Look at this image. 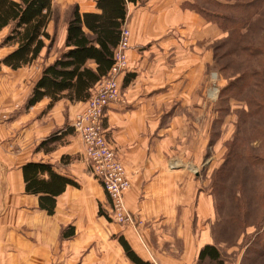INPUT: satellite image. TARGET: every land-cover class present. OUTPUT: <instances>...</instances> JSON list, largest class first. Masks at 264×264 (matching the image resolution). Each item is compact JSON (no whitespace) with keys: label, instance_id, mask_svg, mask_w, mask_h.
I'll return each instance as SVG.
<instances>
[{"label":"crops","instance_id":"0c3cea01","mask_svg":"<svg viewBox=\"0 0 264 264\" xmlns=\"http://www.w3.org/2000/svg\"><path fill=\"white\" fill-rule=\"evenodd\" d=\"M55 2L80 15L101 13L98 0H52L53 11ZM124 2L121 30L125 25L130 33V74L121 81L126 104L107 108L104 129L130 177L125 203L139 222L121 227L99 211L106 213L107 198L69 127L83 103L65 100L70 104L48 109L45 99L7 116L9 102L2 112L6 120L0 119V264H133L123 243L143 262L195 264L204 247L215 248L208 231L212 197L194 192L190 182L180 187V134L198 133L180 117V97L188 101L201 80V48L193 46L200 41L201 17L189 8L195 0ZM73 12L59 30L63 51ZM185 83L192 90L180 96ZM29 165H42L37 181L49 182L51 189H26Z\"/></svg>","mask_w":264,"mask_h":264},{"label":"rangeland","instance_id":"374dc122","mask_svg":"<svg viewBox=\"0 0 264 264\" xmlns=\"http://www.w3.org/2000/svg\"><path fill=\"white\" fill-rule=\"evenodd\" d=\"M195 2V8L191 6L189 8L201 17L198 31L200 41L193 45L201 48V64L199 63L201 80L194 94L188 97L190 98L188 101L180 97V117L185 116L186 128L198 133L180 134V175L185 178L184 180L180 178V187L183 189L190 182L195 186L192 189L194 192L206 193L212 197L215 212L214 219L209 222L211 224L208 231L218 258L212 261L198 259V263L197 257L193 260L196 261L195 264H264V120L263 114H258L253 109L255 98L264 99V0H236L231 9L212 5L209 0H195ZM72 12V7L54 3L53 15L47 26V32L52 40L45 41V47L36 60L17 70H11L1 63L13 47L2 44L8 29L0 32V34L4 33L3 38L0 36V119L2 121L23 107L31 110L36 103L49 100L43 98L32 106H28L26 101L32 95L34 83L37 82L34 81L36 76L39 74L40 77L42 70L52 64L48 61L55 59L63 51L64 47L57 41L59 30L64 27L66 18ZM238 24L243 26L237 29ZM123 31L129 33L125 25L121 33ZM236 35L243 36V39L235 38ZM185 45L189 44L185 43ZM3 49L10 51L6 53ZM117 49L118 46L114 50L110 69L89 90L86 100L71 102L62 98L50 107L49 100L47 108L65 100L72 104L76 103L73 106L84 104V107L74 115L69 127L79 137L89 172L107 198L106 213L99 211L109 222L127 227L139 221L133 218V214L128 209L126 212L131 218L130 222H120L116 219L106 182L97 173L100 169L91 157V140L85 134L86 130H94L102 145L109 150L112 159L123 170L124 178L131 188V180L123 160L108 140L104 129L107 108L110 105L126 104L122 95L121 81L130 74L129 60L127 59L125 70L114 72ZM129 49L130 43L126 51L128 52ZM6 68L18 72L13 75ZM240 78L244 79L243 83H239ZM107 83L115 84L119 95L107 100L98 120L97 110L92 103L95 102L96 105L101 86ZM190 89L192 90V87L186 83L180 86V96L181 93L182 96L187 95ZM9 102L13 105L11 112L6 116L2 112ZM69 102L67 103L70 104ZM63 108L65 109L66 106ZM53 135L58 137L61 134L60 131L55 132L44 141L48 142ZM257 152L262 156L259 164L250 158ZM130 188L121 192V196L119 193L124 204L123 209L127 208L125 194ZM159 242L156 240L157 245ZM181 251L182 241H180V256Z\"/></svg>","mask_w":264,"mask_h":264},{"label":"trees","instance_id":"16d2710c","mask_svg":"<svg viewBox=\"0 0 264 264\" xmlns=\"http://www.w3.org/2000/svg\"><path fill=\"white\" fill-rule=\"evenodd\" d=\"M130 1L134 2V0ZM221 1L209 0L212 5L225 9H231L236 2V0ZM97 5L100 14L80 15L77 11L73 12L67 23L65 40L67 50L62 51L52 64L42 70L28 106L34 105L43 98L50 100L49 107L62 98L71 102L84 101L88 97L89 90L106 75L113 63L114 50L120 42L121 27L126 15L125 2L98 0ZM191 7L195 8L194 4ZM52 15V0H0V32L8 29L2 44L13 47L1 63L11 70H17L36 60L45 47V41L52 40L47 32ZM240 26L243 24H238L236 28ZM235 38L242 40L243 36L236 35ZM89 62L95 67L91 68ZM243 82L244 79L240 78L239 83ZM252 88L253 86L251 90ZM253 103H255L254 112L262 113L264 120V99L255 98ZM261 157L258 152L250 156L256 164L261 162ZM41 168L42 165H34V167L29 165L25 168L26 189L32 193H38L39 189H51L49 182L37 181L36 172ZM57 183L58 186L61 184ZM48 201L46 199L45 202ZM122 246L132 263L147 264L141 261L125 243ZM217 258L215 248L206 246L201 250L198 259L212 261Z\"/></svg>","mask_w":264,"mask_h":264},{"label":"built area","instance_id":"2783aa9c","mask_svg":"<svg viewBox=\"0 0 264 264\" xmlns=\"http://www.w3.org/2000/svg\"><path fill=\"white\" fill-rule=\"evenodd\" d=\"M129 43V33L123 31L121 33L120 42L118 49L115 52V65L114 72H120L126 69L127 67V56L126 50ZM101 91L97 95L96 105L95 102L94 108L97 110V119L99 120V114L101 113L102 107L106 104L107 100L111 97H117L118 89L115 84H105L101 86ZM91 140V157L95 161L96 166L98 167L97 173L102 177L106 182V187L108 188L109 196L113 202L115 208L116 219L120 222H130V216L127 212H124V204H122L121 192H125L130 184L124 178L123 170L120 166L115 163V160L112 159V155L109 150L102 145L99 136L94 132V130L89 129L85 132ZM128 190V189H127Z\"/></svg>","mask_w":264,"mask_h":264},{"label":"bare ground","instance_id":"6f19581e","mask_svg":"<svg viewBox=\"0 0 264 264\" xmlns=\"http://www.w3.org/2000/svg\"><path fill=\"white\" fill-rule=\"evenodd\" d=\"M127 208L124 209V212H126Z\"/></svg>","mask_w":264,"mask_h":264}]
</instances>
